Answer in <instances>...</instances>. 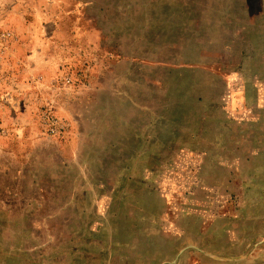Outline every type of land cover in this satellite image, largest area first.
<instances>
[{"label":"rangeland","instance_id":"rangeland-1","mask_svg":"<svg viewBox=\"0 0 264 264\" xmlns=\"http://www.w3.org/2000/svg\"><path fill=\"white\" fill-rule=\"evenodd\" d=\"M0 264H264V0H0Z\"/></svg>","mask_w":264,"mask_h":264}]
</instances>
